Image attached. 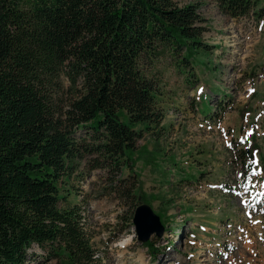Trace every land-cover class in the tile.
<instances>
[{"label": "trees", "instance_id": "16d2710c", "mask_svg": "<svg viewBox=\"0 0 264 264\" xmlns=\"http://www.w3.org/2000/svg\"><path fill=\"white\" fill-rule=\"evenodd\" d=\"M261 1L215 0L223 15L258 22ZM200 7L179 0H0V264H27L32 245L57 262L98 264L71 181L83 163L128 171L133 180L117 193L136 209L137 142L159 140L167 129L164 71L156 66L164 60L193 88L206 64L200 56L214 51ZM206 97L194 105L211 121ZM237 152L248 175L249 153Z\"/></svg>", "mask_w": 264, "mask_h": 264}, {"label": "rangeland", "instance_id": "374dc122", "mask_svg": "<svg viewBox=\"0 0 264 264\" xmlns=\"http://www.w3.org/2000/svg\"><path fill=\"white\" fill-rule=\"evenodd\" d=\"M179 3L201 6L204 40L214 51L200 56L206 64L193 88L183 87L164 60L155 69L164 71L167 129L159 140L145 135L137 142L135 194L159 217L163 234L141 243L126 222L134 203L117 191L132 182L128 171L121 176L83 163L71 189L98 264H264V19H231L215 0ZM205 95L211 121L194 105ZM240 148L254 164L248 175L235 161ZM29 254L27 264H65L36 245Z\"/></svg>", "mask_w": 264, "mask_h": 264}, {"label": "water", "instance_id": "95a60500", "mask_svg": "<svg viewBox=\"0 0 264 264\" xmlns=\"http://www.w3.org/2000/svg\"><path fill=\"white\" fill-rule=\"evenodd\" d=\"M132 223L137 240L141 243H146L154 235L161 237L163 234L159 217L146 204H140L136 207Z\"/></svg>", "mask_w": 264, "mask_h": 264}, {"label": "bare ground", "instance_id": "6f19581e", "mask_svg": "<svg viewBox=\"0 0 264 264\" xmlns=\"http://www.w3.org/2000/svg\"><path fill=\"white\" fill-rule=\"evenodd\" d=\"M130 241H131V240H130ZM130 241H129V240H127V239H126V240H124V242H123V246H126V245H127V243H128V242H130Z\"/></svg>", "mask_w": 264, "mask_h": 264}]
</instances>
